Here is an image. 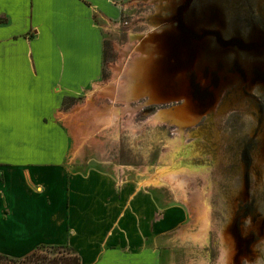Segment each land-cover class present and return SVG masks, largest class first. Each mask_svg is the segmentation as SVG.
<instances>
[{"label":"rangeland","instance_id":"obj_1","mask_svg":"<svg viewBox=\"0 0 264 264\" xmlns=\"http://www.w3.org/2000/svg\"><path fill=\"white\" fill-rule=\"evenodd\" d=\"M113 26L103 82L64 102L82 107L88 155L182 207L163 264H264V0H136ZM149 36L161 48L143 53Z\"/></svg>","mask_w":264,"mask_h":264},{"label":"crops","instance_id":"obj_2","mask_svg":"<svg viewBox=\"0 0 264 264\" xmlns=\"http://www.w3.org/2000/svg\"><path fill=\"white\" fill-rule=\"evenodd\" d=\"M134 1L0 0L1 254L67 245L81 264H163L182 207L96 163L82 107L64 106L103 82L104 34Z\"/></svg>","mask_w":264,"mask_h":264},{"label":"trees","instance_id":"obj_3","mask_svg":"<svg viewBox=\"0 0 264 264\" xmlns=\"http://www.w3.org/2000/svg\"><path fill=\"white\" fill-rule=\"evenodd\" d=\"M55 250V256L44 255L45 251ZM81 264L80 256L67 245H39L23 258L16 259L0 253V264Z\"/></svg>","mask_w":264,"mask_h":264},{"label":"bare ground","instance_id":"obj_4","mask_svg":"<svg viewBox=\"0 0 264 264\" xmlns=\"http://www.w3.org/2000/svg\"><path fill=\"white\" fill-rule=\"evenodd\" d=\"M144 43V42H143ZM137 47V46H136ZM161 48V46H160V44H158V42L156 41V38L153 36V37H147V39H146V42H145V45L144 46H142L141 48H140V50L143 52V53H150V52H152V51H158L159 49ZM147 49H149V52L147 51ZM144 57V56H143ZM149 58V57H148ZM148 58H144L145 60L144 61H147L148 60ZM136 65V67L138 68V70H140L141 69V71H143V70H147V68H146V66H145V64H144V62H143V60H139V61H137V63L135 64ZM124 70V69H123ZM131 74V73H130ZM144 77V76H143ZM128 82H127V84L126 85H128V86H134V88L136 89L137 87H136V85H135V81H137L138 79H137V77L135 76L133 79H131L129 76L128 77H124ZM138 82V81H137ZM122 84H120V85H118V88L121 86ZM125 87V86H124ZM157 87H155V86H150V89H152V91H151V93L152 92H154V93H159L160 92V90H159V88L158 89H156ZM141 89V88H140ZM122 90V89H121ZM134 89H132V91H133ZM137 90V89H136ZM159 90V91H158ZM100 92L102 91V93H104V94H110V92L112 93V95H115V89L113 88V87H111V86H106V87H104V88H102L101 90H99ZM162 94V93H161ZM111 95V96H112ZM133 95V94H132ZM156 96H158V95H156ZM161 96V95H160ZM188 108V107H187ZM191 112H192V108H190V105H189V110L187 111V115L184 113H182V114H180L179 116H180V119H182V120H185L186 118H189V117H193V115H195V113L192 115L191 114ZM197 112V114H198V111H196ZM162 114L161 113H159V114H157L156 116L157 117H160ZM162 117L163 118H165L166 116L165 115H162ZM235 257H237V255L235 256ZM236 259V258H235Z\"/></svg>","mask_w":264,"mask_h":264},{"label":"water","instance_id":"obj_5","mask_svg":"<svg viewBox=\"0 0 264 264\" xmlns=\"http://www.w3.org/2000/svg\"><path fill=\"white\" fill-rule=\"evenodd\" d=\"M223 44H238L239 46L243 47V48H246L247 47V44L245 43H241L240 41H236V40H233L231 42H224L223 41Z\"/></svg>","mask_w":264,"mask_h":264}]
</instances>
